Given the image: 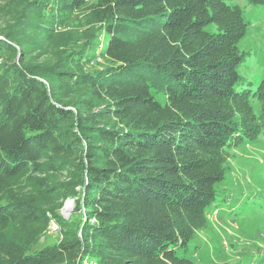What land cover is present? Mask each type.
<instances>
[{
    "label": "trees",
    "instance_id": "trees-1",
    "mask_svg": "<svg viewBox=\"0 0 264 264\" xmlns=\"http://www.w3.org/2000/svg\"><path fill=\"white\" fill-rule=\"evenodd\" d=\"M85 1L52 2L51 15ZM230 1H93L94 42L72 56L108 63L89 73L12 61L28 26L50 35L53 20L10 26L0 39V264H196L179 252L209 228L232 150L264 133V76L254 87L239 72L248 23ZM29 170L72 179L63 197L84 218L55 214V244L42 237L51 217L39 196L16 189Z\"/></svg>",
    "mask_w": 264,
    "mask_h": 264
},
{
    "label": "rangeland",
    "instance_id": "rangeland-1",
    "mask_svg": "<svg viewBox=\"0 0 264 264\" xmlns=\"http://www.w3.org/2000/svg\"><path fill=\"white\" fill-rule=\"evenodd\" d=\"M59 1L0 0V39H7L5 33L10 26L17 20L22 22L27 16L28 19L35 16L34 19L53 20L50 35L43 33L41 27L28 26L23 35L25 46L21 48L14 43L16 53L12 61L21 64L22 57H28L30 66L38 70L60 64L61 67L56 70L73 68L84 73L105 66L108 61L98 55L89 61H83L85 59L78 56L79 63L72 56V51L86 42H94L92 35L96 29L93 31L88 25L86 7L95 0H86L77 11L53 16L51 4ZM230 3L241 6L248 23L246 36L240 42V49L245 51L246 58L239 66V72L257 87L264 76V4L249 0H232ZM101 37L99 33L97 38ZM49 74L40 78L50 82L52 74ZM61 95L72 102L77 100L79 89L65 87ZM159 96L162 98L161 94ZM232 154L226 177L216 187L217 200L207 211L209 228L195 235L187 252H179L196 264H264V133L255 142L233 149ZM69 176L67 172L29 170L15 181L17 190L38 195L41 207L49 212L51 221L42 237L50 244H55L62 237L55 214L67 221L79 215L84 218L76 198L63 197L65 184L72 182ZM35 178L46 179L50 185L57 186L46 191L40 183H35ZM84 264L97 262L88 259Z\"/></svg>",
    "mask_w": 264,
    "mask_h": 264
},
{
    "label": "bare ground",
    "instance_id": "bare-ground-1",
    "mask_svg": "<svg viewBox=\"0 0 264 264\" xmlns=\"http://www.w3.org/2000/svg\"><path fill=\"white\" fill-rule=\"evenodd\" d=\"M67 205H69V203H68ZM70 206H71V205H70ZM70 206H69V207H70Z\"/></svg>",
    "mask_w": 264,
    "mask_h": 264
}]
</instances>
